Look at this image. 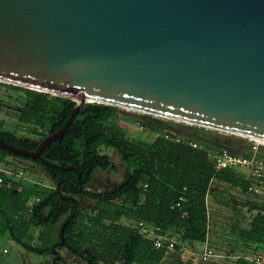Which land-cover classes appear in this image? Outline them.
I'll return each instance as SVG.
<instances>
[{"label":"water","instance_id":"water-1","mask_svg":"<svg viewBox=\"0 0 264 264\" xmlns=\"http://www.w3.org/2000/svg\"><path fill=\"white\" fill-rule=\"evenodd\" d=\"M0 82L75 102L33 151L0 139L30 159L87 102L264 143V0H0Z\"/></svg>","mask_w":264,"mask_h":264},{"label":"trees","instance_id":"trees-1","mask_svg":"<svg viewBox=\"0 0 264 264\" xmlns=\"http://www.w3.org/2000/svg\"><path fill=\"white\" fill-rule=\"evenodd\" d=\"M2 84L23 92L18 121L37 127L32 131L38 138L33 139L4 128L0 121V139L21 149L35 150L43 138L65 123L75 106L66 97ZM117 110L105 104L84 103L62 136L43 147L42 160L0 149V162L10 156L37 164L52 183H21L4 177L0 186V238H9L27 252L47 255L52 264H66L59 254L61 249L86 264H160L179 245L172 251L153 248L152 242L139 233L137 222L175 234L180 243H203L207 240V195L212 185H231L247 193L246 179L234 170H215L209 151L226 148L233 154L247 156L251 154L250 143L245 145L235 139L234 146L227 148L231 139H225L222 132L176 122L184 129L196 131L200 135L196 141L184 137L179 130L171 131L143 120L138 123L157 135L151 141L132 140L117 128ZM189 140L200 147L192 148ZM261 152L263 155L264 148L257 151L264 160ZM112 153L129 169L126 178L102 192L87 190L96 170H117ZM77 197L93 203L87 210L81 209ZM180 197V204L175 205ZM55 227L54 237L38 232L40 228ZM231 227L236 238L234 264H256L244 259L252 254L242 251V246L261 253L264 264V210L257 211L247 226L235 220Z\"/></svg>","mask_w":264,"mask_h":264},{"label":"rangeland","instance_id":"rangeland-1","mask_svg":"<svg viewBox=\"0 0 264 264\" xmlns=\"http://www.w3.org/2000/svg\"><path fill=\"white\" fill-rule=\"evenodd\" d=\"M23 92L14 90L0 82V121L2 126L8 130H15L19 136H27L37 139L38 135L32 130L37 127L34 124H23L18 121V116L22 111ZM119 119L117 120V128L124 133L126 137L132 140L151 141L157 135L156 132L150 131L141 124L139 120H143L155 125H161L165 129L182 133L184 137L193 140H200V135L196 131L184 129L180 123L166 121L167 119L145 115L142 113L129 111L118 108ZM223 133V132H222ZM225 139L229 140L225 147H233L235 139L243 144H252L251 139L244 137H232L228 133ZM219 148V147H218ZM259 150L264 148V144L259 145ZM213 151L212 149H210ZM260 154V152H258ZM262 155V152H261ZM262 157H264V152ZM112 161L117 165L115 172H107L96 170L92 177L91 184L87 185L86 189L91 192H102L110 189L121 183L128 175L129 169L123 165L116 154L112 153ZM3 164L14 169L21 170V177L13 176L11 179L20 181L21 183H40L43 185H51L49 178L41 171V167L26 161L12 159L10 156H5ZM17 184V183H16ZM79 207L87 210L88 205L93 203V200L85 197H77ZM207 210L209 216L207 240L203 243L182 240L178 250L171 252V257L161 264H234L235 258L232 254L233 245L236 244V238L231 227V223L238 220L242 226H247L252 216L257 211L264 210L263 198H258L239 190V188L226 184H213L207 195ZM239 211L240 215L236 212ZM107 222V221H105ZM56 227L52 229L40 228L38 232H43L47 237H54ZM210 248L215 257L208 261H199L201 252L204 248ZM5 249L7 253H2ZM242 251L251 252V256H261V253L249 251L248 248L242 246ZM60 256L66 264H86L80 258L71 255L66 249L59 251ZM228 254H231L228 255ZM0 264H52L51 258L47 255L41 256L23 250L19 245L12 242L9 238H0Z\"/></svg>","mask_w":264,"mask_h":264},{"label":"built area","instance_id":"built-area-1","mask_svg":"<svg viewBox=\"0 0 264 264\" xmlns=\"http://www.w3.org/2000/svg\"><path fill=\"white\" fill-rule=\"evenodd\" d=\"M143 129V126H140ZM165 138H169L168 135H164ZM180 138H175V141H179ZM251 144V154L247 156L236 155L231 153L226 148H220L214 151H209V158L213 164L215 170L230 169L238 172L242 175L246 181V191L248 194L264 199V160L257 155L258 147L261 144L254 139ZM189 146L192 148H199L200 145L195 141H188ZM22 171H15L7 165L0 162V186L4 183L5 178H12L13 176L21 177ZM182 198L180 197L175 205H179ZM136 227L139 233L146 239L152 242V246L155 249L163 248L166 251L174 250L176 245H180L175 234L162 233L159 227L147 224L139 221L136 223ZM2 253H6L3 249ZM215 257L214 252L210 248H204L200 255V261H208L210 258ZM244 259L248 262H254L256 264H263L262 258L259 256H244Z\"/></svg>","mask_w":264,"mask_h":264},{"label":"crops","instance_id":"crops-1","mask_svg":"<svg viewBox=\"0 0 264 264\" xmlns=\"http://www.w3.org/2000/svg\"><path fill=\"white\" fill-rule=\"evenodd\" d=\"M6 253H7V251H6ZM169 253H171V252H169ZM1 255H3L2 254V252H1ZM170 257H171V255H170ZM170 257H168V258H170ZM167 260V259H166ZM166 260H164L162 263H164ZM199 261H200V259H199ZM161 264V263H160Z\"/></svg>","mask_w":264,"mask_h":264},{"label":"bare ground","instance_id":"bare-ground-1","mask_svg":"<svg viewBox=\"0 0 264 264\" xmlns=\"http://www.w3.org/2000/svg\"><path fill=\"white\" fill-rule=\"evenodd\" d=\"M254 140H256L257 142H260V143L262 142L261 140H258V139H254ZM262 143H263V142H262Z\"/></svg>","mask_w":264,"mask_h":264}]
</instances>
